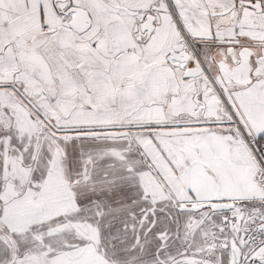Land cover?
<instances>
[{
  "label": "snow or ice",
  "instance_id": "obj_1",
  "mask_svg": "<svg viewBox=\"0 0 264 264\" xmlns=\"http://www.w3.org/2000/svg\"><path fill=\"white\" fill-rule=\"evenodd\" d=\"M0 264H264V0H0Z\"/></svg>",
  "mask_w": 264,
  "mask_h": 264
}]
</instances>
